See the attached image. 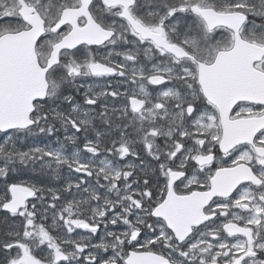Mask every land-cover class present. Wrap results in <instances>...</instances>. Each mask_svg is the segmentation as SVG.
<instances>
[{"label": "snow or ice", "instance_id": "6c2138e0", "mask_svg": "<svg viewBox=\"0 0 264 264\" xmlns=\"http://www.w3.org/2000/svg\"><path fill=\"white\" fill-rule=\"evenodd\" d=\"M0 264H264V0H0Z\"/></svg>", "mask_w": 264, "mask_h": 264}]
</instances>
